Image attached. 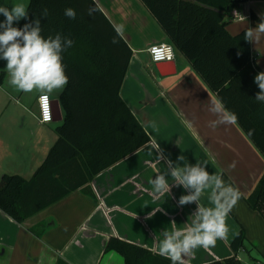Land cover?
Masks as SVG:
<instances>
[{
  "label": "crops",
  "instance_id": "obj_1",
  "mask_svg": "<svg viewBox=\"0 0 264 264\" xmlns=\"http://www.w3.org/2000/svg\"><path fill=\"white\" fill-rule=\"evenodd\" d=\"M93 1L113 26H124L123 39L132 57L121 96L144 126L150 142L96 175L88 184L94 197L77 189L23 223L0 209V264H57L59 260L68 264H125L118 252L105 251L111 237L158 254L162 232L186 231L197 208L195 202L179 206L180 197L190 191L174 184L168 174V159L171 166L205 164L210 174L222 175L241 194L226 217V237L218 238L214 246L197 247L183 257L184 263L208 264L232 257L231 243L243 226V248L253 251L252 263L264 264V216L245 200L264 173V156L252 136L237 122L215 130L208 127V122L215 119L208 111L209 103L223 100L180 51L176 50L175 74L159 73L148 48L169 40L141 0ZM29 2L0 0V6L11 8L24 3L28 8ZM236 11L240 17L232 13L227 25L232 35L260 22L264 0L239 1ZM251 49L255 63L264 71V41L251 43ZM6 63L0 59V70L6 74L0 83V181L5 174L30 179L58 138L56 127L65 117L59 99L63 90L50 94L54 117L61 119L42 123L38 105L41 93H25L11 86ZM158 148L163 150L164 159L159 158ZM180 155L184 160L177 162ZM233 162L234 168L230 167ZM157 173L166 175L171 185L169 193L154 192L149 181ZM209 193L210 189L202 194L201 205L213 206Z\"/></svg>",
  "mask_w": 264,
  "mask_h": 264
},
{
  "label": "trees",
  "instance_id": "obj_2",
  "mask_svg": "<svg viewBox=\"0 0 264 264\" xmlns=\"http://www.w3.org/2000/svg\"><path fill=\"white\" fill-rule=\"evenodd\" d=\"M237 123L252 136L264 156V103L254 77L262 70L252 56L244 32L232 35L227 25L240 0H141ZM74 9L75 19L65 15ZM89 8H95L93 15ZM47 9V17L43 11ZM29 20L40 19L41 35L57 34L73 41L62 53L68 83L59 99L65 117L56 127L58 138L30 179L5 174L0 181V209L19 223L82 189L96 175L137 151L150 136L121 96L132 50L93 0H30ZM113 38L118 43L113 44ZM6 74L0 70V83ZM247 204L264 216V173ZM240 226L231 243L234 255L208 264H241L237 253L245 245ZM118 252L125 264H172L170 259L122 239L111 237L105 251ZM57 264H68L59 260ZM186 264V263H184Z\"/></svg>",
  "mask_w": 264,
  "mask_h": 264
},
{
  "label": "clouds",
  "instance_id": "obj_3",
  "mask_svg": "<svg viewBox=\"0 0 264 264\" xmlns=\"http://www.w3.org/2000/svg\"><path fill=\"white\" fill-rule=\"evenodd\" d=\"M95 11V8H89L88 14L93 15ZM0 15L4 17L0 20V59L7 62L5 69L9 76L8 83L25 93L37 90L41 93V99L47 98L53 91L63 90L68 83V77L65 74L66 66L62 63V53L72 46L73 41L60 34L55 38L49 36L45 39L41 35L40 19L31 20L23 27H15L14 24L20 20H29L24 3H16L11 8L0 6ZM47 15L45 9L43 16ZM65 15L75 19L76 12L68 8L65 9ZM113 27L117 35L123 38L124 26L120 24ZM244 40L255 45L264 41V13L260 15V22L255 27L245 29ZM112 43L116 44L118 40L113 38ZM254 83L260 89L255 99L264 103V71L255 75ZM208 111L215 116V119L208 122V127L213 130L220 125L235 124L238 120L237 115L227 110L219 99L209 103ZM157 150L160 153L159 158L164 159L163 150ZM183 160L182 155L177 157V162ZM167 163L170 166L168 174L175 180L174 184L190 191V194L180 197L179 206L195 202L197 208L193 214L192 226L186 231L174 229L162 232L163 239L158 241V254L170 259L172 264H184L183 257L190 255L197 247L214 246L218 238L226 237V217L237 204L241 194L233 185L226 183L222 175L210 174L205 164L187 163L181 167L177 163L171 166L170 159ZM230 167L234 168L235 162ZM149 182L156 194L170 192L171 185L168 184L164 173H157ZM209 189L208 199L213 205L211 207L200 203L202 194ZM171 222L175 223V220Z\"/></svg>",
  "mask_w": 264,
  "mask_h": 264
},
{
  "label": "built area",
  "instance_id": "obj_4",
  "mask_svg": "<svg viewBox=\"0 0 264 264\" xmlns=\"http://www.w3.org/2000/svg\"><path fill=\"white\" fill-rule=\"evenodd\" d=\"M243 1V0H240ZM233 16H238V12L233 11ZM151 61L154 63L158 62H174L176 60V49L171 43H159L153 44L148 48ZM39 105V120L42 123H51L54 120V112L52 107V99L50 95L45 99H41V94L38 98ZM240 260V259H239ZM241 261V260H240ZM241 264H262L260 262L247 263L242 262Z\"/></svg>",
  "mask_w": 264,
  "mask_h": 264
},
{
  "label": "water",
  "instance_id": "obj_5",
  "mask_svg": "<svg viewBox=\"0 0 264 264\" xmlns=\"http://www.w3.org/2000/svg\"><path fill=\"white\" fill-rule=\"evenodd\" d=\"M156 68L158 69L159 73L163 76L172 75L176 72V63L174 62H158L156 63ZM58 103V102H57ZM61 117L58 118L54 117L55 121L60 120Z\"/></svg>",
  "mask_w": 264,
  "mask_h": 264
},
{
  "label": "rangeland",
  "instance_id": "obj_6",
  "mask_svg": "<svg viewBox=\"0 0 264 264\" xmlns=\"http://www.w3.org/2000/svg\"><path fill=\"white\" fill-rule=\"evenodd\" d=\"M4 17L2 15H0V20H3ZM17 23L14 24L15 27H17ZM253 255V251H249V250H246L245 248H242L241 250H239V253H238V258L242 261V262H251L254 261L252 260V256Z\"/></svg>",
  "mask_w": 264,
  "mask_h": 264
}]
</instances>
